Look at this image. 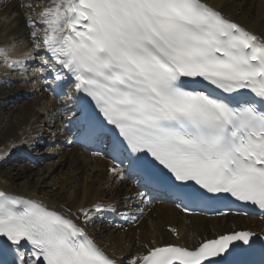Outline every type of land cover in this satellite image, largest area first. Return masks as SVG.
Listing matches in <instances>:
<instances>
[{
    "label": "snow or ice",
    "instance_id": "1",
    "mask_svg": "<svg viewBox=\"0 0 264 264\" xmlns=\"http://www.w3.org/2000/svg\"><path fill=\"white\" fill-rule=\"evenodd\" d=\"M26 7L32 58L5 62L22 72L37 63L40 76L67 88L69 142L103 145L97 155L111 157L115 178L125 162L138 177L143 191L124 198L135 201L127 210L142 214L167 185L185 211L189 200L232 198L264 213V33L205 0H51L35 15L34 3ZM127 210L122 218L135 221ZM105 212L116 207L73 212L0 191V246L12 264H121L86 230ZM257 235L225 232L192 249L146 245L129 264H228Z\"/></svg>",
    "mask_w": 264,
    "mask_h": 264
},
{
    "label": "bare ground",
    "instance_id": "2",
    "mask_svg": "<svg viewBox=\"0 0 264 264\" xmlns=\"http://www.w3.org/2000/svg\"><path fill=\"white\" fill-rule=\"evenodd\" d=\"M29 2L34 3L35 1L0 0V16L9 20L5 22L4 18L0 21V49L5 44L2 43V39L8 40L11 38L25 40L29 48H33V41L30 39L29 27L26 25L24 15L28 11L26 5ZM40 2H45L43 5L45 7L51 3V0H40ZM205 2L215 7H222L227 15H230L256 34L264 33V0H205ZM38 12L35 7L32 14L35 15ZM27 51L23 50V52L18 54V57L26 54ZM4 66L6 70L10 69L6 65ZM5 72L0 74V109H8L10 115L7 116V114V117H5L0 113V150H4L7 153L12 145H19L14 150H11L12 155H7L5 160H8L14 157L13 153L18 149H24V152L32 151L31 142L36 135L33 129L40 126V122L35 118V106L40 103L42 98L51 96L52 90L56 88L64 89L65 86L62 84L57 86L52 83L47 86L44 83L43 86L45 88L40 89V99L37 97L30 98L29 92L18 86L17 88L13 86L18 79L17 77H21L19 75L17 77L13 76L6 81L4 76H7V72ZM2 76L3 78H1ZM4 90L16 91L17 95L14 99L18 98L16 99L18 101L21 98H25L27 99L26 104L24 103V106L18 108V110L15 109L16 104L12 101L13 99L9 101L11 104L4 105L2 103L5 95L3 93ZM66 100L67 95L66 98L57 101L59 105H55L53 111L57 110L59 112L57 115L51 116L54 130L59 129L57 122L60 121V127L64 131L62 136L69 131L66 126L67 119L64 115L62 104ZM15 111L17 112L15 113ZM59 141H62L61 135H58L56 139V142ZM56 153L58 156L57 160L59 159V166L67 165L72 170V177L61 181L58 185V190L41 193L40 188L42 184L44 185V181L40 182L39 178L32 182L27 180L22 184L16 183L15 180L24 173H34V168L39 162L35 161L36 159L34 160L32 156L30 164L28 163L29 165H17L14 168L15 174L4 172L2 167L4 159L3 161L0 159V191H5L9 195L36 199L50 208L59 209L61 205L71 207L73 212H76V209L80 207L91 208L96 203H102L106 206L113 204L117 212H122L126 209V205L130 202L125 201L124 198L132 196L135 190L131 187L129 180L124 179L120 182L113 175L107 174L109 162L103 154L89 155L81 151L77 146H57ZM51 169L52 167L49 165L45 171L50 174ZM111 184H114V187L112 185L108 191V187ZM107 193H109V197L104 200L103 197H106ZM107 223L106 218L99 214L87 225L86 230L109 256L124 257L121 261L122 264H129V260L132 257L144 254L147 251L146 245L152 247L164 244H180L194 247L203 239L214 238L216 235L232 230L234 227L250 224L260 226V223L255 218L246 219L225 216L207 219L198 215L188 217L181 215L176 208L168 204H154L147 214L138 219L132 226L125 225L115 229L112 225L114 227L112 229L115 230L112 233L108 231L110 225ZM116 231L117 233H115ZM174 231L177 232L176 237L172 235Z\"/></svg>",
    "mask_w": 264,
    "mask_h": 264
},
{
    "label": "rangeland",
    "instance_id": "3",
    "mask_svg": "<svg viewBox=\"0 0 264 264\" xmlns=\"http://www.w3.org/2000/svg\"><path fill=\"white\" fill-rule=\"evenodd\" d=\"M32 1L33 2L35 1L34 3L36 4V8L38 9L39 12L43 10V8H44L43 5L45 4V2L42 3V2H40V0H32ZM4 18L5 17L1 18V16H0V21H2ZM5 19H4L5 22L9 21L8 19H6V20ZM11 39H8V40L7 39H5V40L2 39L3 40L2 43L3 44L5 43V44L2 46L3 49L1 48L0 50H3L4 54H9V55H12L13 53H19V52L21 53V51L26 47V44H25L26 41L25 40L23 41L22 39H12V40ZM9 52H12V53H9ZM1 55L2 54H0V74L1 73L4 74L3 72H5L6 69H5L4 64H2V61H1L2 56ZM6 72H7V76H4V78H5L4 80H6V81H8L13 76L17 77V75H15V71H12L11 69L6 70ZM1 78H3V76ZM17 78H19V77H17ZM25 84L26 83L24 81H21L20 79H17L16 82H15V85H13V84H11V85L16 86V88L18 86L19 88L24 89L27 92H29L30 93V98L37 97V98L40 99L41 92H40V95L39 94L35 95V92H33L34 89H32L30 86H26ZM7 86H8V84H7ZM10 92L11 91H9V90H4V92H3V93H5L4 98L2 99V103L4 105L11 104V102H9V101H11L12 99H13L12 101H14L15 104H16L15 105V109H17V110H18V108L23 107L24 103L26 104L27 99L21 98V99H19L17 101L16 100L17 98L14 99L16 97V95H17L16 91H13L14 93L13 92L10 93ZM32 92H33L34 95L31 94ZM48 105H49V101H47V98H42L40 100V103L35 106V108H34L35 109V113H36L35 114L36 115L35 118L40 122V126L34 128L33 130L35 131L36 135H37V131H39L40 129H41V131H46L47 134H48V137H47L46 141L47 142L48 141L49 142L50 141L53 142V140L54 139L56 140L58 136L55 137L54 139H51L52 137H51L50 133H56L57 130H54V127H53L54 124L51 123V117L48 118L46 116V113H47L46 110L49 108ZM55 105H59V104H57V101L55 103H53V107ZM16 112L17 111H15V113ZM0 113H2L1 115L5 116V117L10 115V111L8 109H0ZM50 126H52L53 129L50 128ZM35 136L33 138H35ZM35 141L38 142V139L34 140V142ZM56 151H57V148L55 150H53L51 147L46 146V145H42L41 144L40 146H38L36 151H34L32 153V155L39 156V157H37V159H39V160H37V159L35 160V161H38L39 164L35 166L34 173H32V174L31 173H24L20 178H17L15 180L16 183L17 184H22L24 181H27V180L32 182V181L36 180L37 178H39L38 180H40V182L44 181V185L42 184V187L40 188V192L41 193L49 192V191H53L54 192V191L58 190L59 189L58 185L60 184L61 181L70 179L72 177V172H71L72 170L67 165H60L59 166V159L57 160L58 156L56 155L57 154ZM3 154H5V151L4 150H0V156H3ZM0 159H4V161L2 160L3 161L2 162V164H3L2 167L4 169V172H7V173H11L12 172V173L15 174L14 168L17 165L27 166V165L30 164V163L28 164L25 161H21L20 158L17 159L16 161H13V162L5 161L6 158H0ZM49 165L52 167V169L50 170L51 171L50 174L45 171L46 168ZM112 185L114 187V184H111L108 187V191H109V189H110V187ZM108 197H109V193H107V196L103 197V198H104V200H106V198H108ZM108 231H110L112 233L115 230L109 227ZM115 233H117V231ZM174 237H176V236H174Z\"/></svg>",
    "mask_w": 264,
    "mask_h": 264
}]
</instances>
